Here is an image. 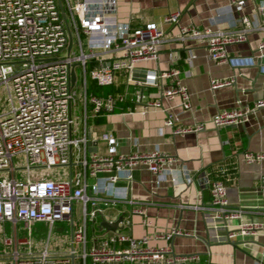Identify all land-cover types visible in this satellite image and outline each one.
<instances>
[{"label": "built area", "instance_id": "obj_1", "mask_svg": "<svg viewBox=\"0 0 264 264\" xmlns=\"http://www.w3.org/2000/svg\"><path fill=\"white\" fill-rule=\"evenodd\" d=\"M246 1L227 0L226 9ZM250 1L258 14L264 13V0ZM116 5L117 0H0V83L10 101V107L0 111V171H8V175H0V222L8 221L14 229L18 221L26 229L35 221L51 224L66 219L71 224L70 245L64 251L19 248L15 244H27L26 238L3 236L2 251L8 254L11 264H75L76 259L78 264H86L87 259L91 264H178L185 259L168 244H152L150 239L188 235L186 230L171 227L151 236H133L121 229L132 213L143 215L142 223L148 222L143 209L135 204L127 215L120 214L117 223L120 229L94 234L87 245V222L101 216V205L136 202L118 181H129L136 166H143L157 179L163 178L175 162L172 154L157 146L118 152L116 137L107 131L93 136L87 117L113 111L116 100L130 94V110L163 109V123L170 126L172 134L204 127L203 122L177 124L179 114L189 107L188 90L179 78L178 67L136 66L140 61L157 57L162 28L153 21L132 26L119 20L115 16ZM178 14L177 10L170 11L162 20L176 22ZM237 19L240 26L227 29L177 24V38L202 41L214 62L240 67L253 65L257 60L258 70L264 72V39L256 43L251 54L227 53V45L244 41L250 29L264 27L246 15ZM121 72L125 84L121 94L87 91V79L96 85H112ZM233 80V76L211 79L209 87L213 89ZM75 82L81 88L80 126L74 123L71 114ZM128 86L133 88L128 90ZM150 87L156 88L153 97L149 95ZM162 98H177L180 108L177 111L164 108ZM260 107H264V88L251 104L237 103L216 110L208 122L214 128L243 123ZM97 139L103 140L105 152L92 149ZM241 156L246 162H258L264 158V151L244 150ZM13 157L23 164H15ZM55 166H66V170L51 176L43 174ZM19 168L25 172L21 177L16 176ZM205 180L209 199L192 206L207 210L203 216L215 238H230L236 232L254 233L264 226V220L241 218L246 208L229 205L222 180ZM259 189L262 201L253 211L264 218V177ZM75 204L80 206L77 217L73 214ZM219 227L224 231L218 232ZM12 243L14 247L8 252L6 245Z\"/></svg>", "mask_w": 264, "mask_h": 264}, {"label": "crops", "instance_id": "obj_2", "mask_svg": "<svg viewBox=\"0 0 264 264\" xmlns=\"http://www.w3.org/2000/svg\"><path fill=\"white\" fill-rule=\"evenodd\" d=\"M226 5L227 0H117L116 5L117 19L128 21L132 26L153 21L162 28L163 36L157 45V57L140 61L136 66L157 69L178 67L179 78L188 90L189 107L179 114L177 124L189 126L203 122V128L172 134L170 126L163 123V109L147 112L130 110V94L123 100H116L113 111L89 117L91 124L88 127L91 132H110L117 139L118 152H129L136 148L146 150L157 146L175 157V162L170 166L171 170L169 168L167 174L159 179L143 166L134 167L131 179L120 180L117 184L125 185L127 195L136 202L101 205V216L111 220L120 214L127 215L135 204L143 209L148 222H141V214H129L128 223L121 227L129 234L151 236L168 231L171 227L188 231V235H173L167 240L159 237L150 239L152 244H168L175 254L185 256L178 264H264V226L254 233L236 232L230 238L217 239L212 229L206 226L203 215L207 210L192 206L205 203L209 199L208 182L205 179H220L225 184L229 205L247 209L241 213V218L264 220L259 212L253 211L262 201L259 182L264 177V158L258 162H246L241 156L244 150L264 151V107L250 113L243 123L214 128L208 122L216 110L231 108L237 103L251 104L260 96L264 88V72L258 70L259 61L240 67H233L227 62L217 63L208 57L202 41L177 38V24L238 28L240 22L237 18L246 15L264 25V13L258 14L250 0L241 6L231 5L228 10ZM175 10L179 12L177 21L165 23L163 16ZM261 39H264V27L250 29L244 41L227 45V53L233 56L251 54ZM231 76L234 80L229 84L213 89L209 87L211 79ZM108 86L106 89H99V94H121L125 87L124 73H119L116 81ZM127 88L131 90L133 86ZM149 90V95L153 97L156 88L150 87ZM161 104L172 111L180 108L177 98H162ZM96 148L99 152H105L103 140L97 139ZM49 170L43 174L51 176L55 173ZM101 216L97 215L88 220L87 245L94 234L106 231L97 228ZM5 223L9 224V232L4 229ZM52 224H48L44 247L51 251H64L70 245L71 224L66 238H55L56 244L51 246ZM24 229L25 235L32 234L30 225ZM16 230L10 222H0L2 235L14 238ZM217 231L223 232L224 229L219 227ZM25 235L18 238L27 239ZM27 241L32 250L44 248L31 247L30 237ZM27 244L20 243L15 246L26 247ZM10 246L13 248L14 244ZM75 261L76 264L77 259ZM86 264L91 262L87 259Z\"/></svg>", "mask_w": 264, "mask_h": 264}, {"label": "rangeland", "instance_id": "obj_3", "mask_svg": "<svg viewBox=\"0 0 264 264\" xmlns=\"http://www.w3.org/2000/svg\"><path fill=\"white\" fill-rule=\"evenodd\" d=\"M75 71L78 75V68H75ZM90 81H91L90 79H87V83H89ZM78 86H79V83L75 82V85H74V89L76 90L75 95H74L75 101L71 106V114H72L74 123L77 122L78 126H80V121H81V116H82V99L80 96L81 88H79ZM96 86H97L96 88H100V89H106L107 87H109L108 85H96ZM8 107H10V101L8 99V94H7L5 86L2 83H0V111L6 110V109H8ZM87 108L89 109L90 106L87 105ZM86 122H87V124H91V120H90L89 116L87 117ZM92 135L98 137L99 134L95 133L92 130ZM12 159L15 162V164H20V165L23 164L22 160L16 162L15 157H13ZM65 170H66V166H55L49 171H51L52 173H54V172L61 173V172H64ZM30 172H33V169H31ZM24 173H25L24 170L19 168L16 171V176L21 177L24 175ZM0 175H8V171L2 170V171H0ZM79 213H80V206L78 204H75L73 214L75 217H77V215ZM88 226L89 225L87 222V230H88ZM16 227H17L16 228L17 233H16L15 237H20L22 234L25 235L26 230L22 227L21 221L17 222ZM30 227H31L32 234H30V235L26 234L25 236L27 237V239H28V237H30V239L32 241L31 247H33V248L44 247V241H45V238L47 235L48 224H45L43 221H35V222H32L30 224ZM9 228H10L9 224L5 223L4 229L6 230V232H9ZM69 231H70V222L68 220H66V219L55 220L53 222L51 230H50V244H51V246H54V244H56V243H54L55 238H59V237L66 238V235L69 234ZM2 236H4V235H2V232L0 231V264H11V262L8 259H6L8 254H4L2 251V248H3ZM34 239L37 241V243ZM38 239H39V241H38ZM40 239H42V241H40ZM64 241H67V240L65 239ZM65 245H68V242H65ZM27 246H28V248H30V244H27ZM9 248H11V246L9 247V245H6V250H8V252H10ZM19 248H21V246H19ZM48 248H49V246H48ZM49 250H50V248H49Z\"/></svg>", "mask_w": 264, "mask_h": 264}, {"label": "water", "instance_id": "obj_4", "mask_svg": "<svg viewBox=\"0 0 264 264\" xmlns=\"http://www.w3.org/2000/svg\"><path fill=\"white\" fill-rule=\"evenodd\" d=\"M142 76H143V73L140 72V77H142ZM70 77H71V80L74 79V73H73L72 70L70 71ZM92 149L95 150L96 146H93ZM70 163L71 162L69 161L68 164L70 165ZM120 219H121V215H119L116 218L111 219V220H108V219H106V218L101 216L99 218L98 223H97V228L99 230L102 229V228L105 229V230H115L116 228L120 227V225L117 224Z\"/></svg>", "mask_w": 264, "mask_h": 264}, {"label": "trees", "instance_id": "obj_5", "mask_svg": "<svg viewBox=\"0 0 264 264\" xmlns=\"http://www.w3.org/2000/svg\"><path fill=\"white\" fill-rule=\"evenodd\" d=\"M87 91H92V92H95L96 94H99V89L100 88H96V84L93 82V81H90L89 83H87ZM225 169V168H224ZM224 173H225V170H223Z\"/></svg>", "mask_w": 264, "mask_h": 264}]
</instances>
